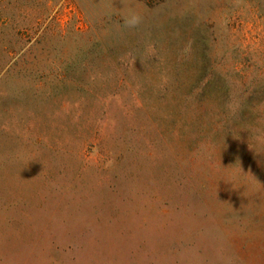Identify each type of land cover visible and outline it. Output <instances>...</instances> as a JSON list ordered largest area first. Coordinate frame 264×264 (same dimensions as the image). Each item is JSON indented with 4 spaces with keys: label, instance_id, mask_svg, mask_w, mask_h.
I'll use <instances>...</instances> for the list:
<instances>
[{
    "label": "rangeland",
    "instance_id": "rangeland-1",
    "mask_svg": "<svg viewBox=\"0 0 264 264\" xmlns=\"http://www.w3.org/2000/svg\"><path fill=\"white\" fill-rule=\"evenodd\" d=\"M0 264H264V0H0Z\"/></svg>",
    "mask_w": 264,
    "mask_h": 264
}]
</instances>
